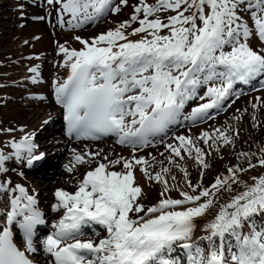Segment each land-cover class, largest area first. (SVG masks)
I'll list each match as a JSON object with an SVG mask.
<instances>
[{
    "label": "snow or ice",
    "instance_id": "snow-or-ice-1",
    "mask_svg": "<svg viewBox=\"0 0 264 264\" xmlns=\"http://www.w3.org/2000/svg\"><path fill=\"white\" fill-rule=\"evenodd\" d=\"M121 3L127 6L128 0ZM47 4L58 6V23L70 29L121 11L113 0H47ZM253 36L264 42V0H138L131 17L114 29L91 40L74 36L83 45L81 49L58 45L63 54L60 66L68 74L53 86L69 133L92 140L114 135L133 153L130 158L116 159L103 155L74 193L56 190L52 211L64 212L53 224L54 231L39 242L49 257L46 264H181L179 259L166 258L174 245L186 250L187 264H264V224L257 227L253 222L257 214L264 215V175L253 177L254 183L245 184L246 190L221 204L204 227L207 235L193 239L196 219L215 206L222 189L231 191L232 183L240 182L238 172L247 170L229 168V175L218 176L208 188L193 185L180 161L186 153L188 159L207 169L205 151L197 140L231 144V137L216 129L215 137L208 132L197 138L179 135L175 137L178 143L165 145L170 153L168 163L183 173L191 189L180 190V199L166 196L177 188L169 185L167 177L177 180L171 168L161 166L153 174L150 161L136 155L137 149L151 145L149 137L166 133L170 125L179 123L187 102L207 100L183 119H210V110H221L233 95L239 98L241 93L233 91L234 85L257 80L264 87V49L250 46ZM29 72L35 73L32 82L37 83L38 67ZM201 88L205 89L203 95L199 94ZM14 131L0 128V133ZM34 136L35 132H29L19 139L0 141V193L7 196L6 210L0 216V264H39L34 254L40 249L34 238L46 223L44 213L28 187L5 178L11 171L8 161L33 167L43 160V154L36 153ZM73 151L76 164L92 163L101 155ZM117 165L121 170H114ZM259 165L264 167V156ZM249 167L256 165L249 162ZM65 168L73 171L72 166ZM137 169L146 179L163 185L161 196L165 198L151 207L140 202L144 192L137 183ZM17 174L24 175L22 171ZM93 223L102 226L107 235L98 241L80 239L83 228ZM16 236L22 237L19 243Z\"/></svg>",
    "mask_w": 264,
    "mask_h": 264
},
{
    "label": "rangeland",
    "instance_id": "rangeland-1",
    "mask_svg": "<svg viewBox=\"0 0 264 264\" xmlns=\"http://www.w3.org/2000/svg\"><path fill=\"white\" fill-rule=\"evenodd\" d=\"M32 1L33 0H0V128H13V129H16L18 132H20L19 129L22 127L20 125H17V123L23 121L26 115L21 111L20 106L17 103L18 101L19 102L22 101L21 99L28 92L27 89L29 88L28 86L31 83L28 76L34 75V73L29 72V71H26V73H22V72L25 71V68L27 67L28 64L30 65L35 64L38 66L37 64L38 60H36L38 58L44 61L45 63L47 62L46 58H44L45 56L44 57L43 55H41L40 57L38 56L40 53H32L26 57L23 54L22 55L17 54V59L12 58V61H10L11 58L9 57V55L11 54L13 50H8V49L16 41L15 38L18 37L19 35L18 33L20 34L33 33L37 31L39 27L38 24H39L40 26L45 27V31L48 34V37L50 38L53 37V35L51 34L56 33L57 30H59L58 32L69 31V30H72V32L76 31V34H75L76 36L79 35L80 37H84L88 33L87 30L91 29L92 27L94 28V26L96 27L97 24L107 19L110 15H113V13L109 12L107 15L104 16L105 18L103 19L100 18L99 20H97L96 22L98 23H96L95 25L92 24L89 26V24H86L82 28H79V29L52 27V24L50 25V23H53V21L55 22L54 6L50 5L49 10L39 9L38 8L39 6H35V4L32 3ZM44 1L45 3L47 2V0H44ZM113 1H114V4L121 7V11L119 13H122L120 15L121 17H125L123 21L128 20L131 17V14H133V10L128 11L127 10L128 8L126 9L127 6L123 5L121 3V0H113ZM134 1L138 2V0H134ZM154 2L155 0H148V3H154ZM161 15L163 16V14ZM40 17H43V19H40ZM48 17L49 19L45 20V18H48ZM249 24H250V27L253 26L251 21H249ZM5 28H9L12 31L8 33L7 35L8 37L6 36V38H1L4 34L2 30ZM258 41L259 39L257 37H254V39L250 38V46L254 50H257V51H259L260 49H264V43H259ZM53 46L57 48L56 47L57 44H54ZM35 51H37V49H35ZM59 58L60 57H56V60H58ZM60 59L58 61H60ZM61 61L63 60L61 59ZM38 67L40 68V66ZM19 76H26L27 79L23 80L20 83L18 82L16 83V80L19 78ZM256 81L257 80L252 81L251 85H249L247 89L242 88L241 90H239L238 93H241L239 95V98H236L233 101V103L232 102L229 103L230 106H228V108L224 106L222 110H219V111L216 110L214 112H211L212 118L210 119L204 118L199 122L201 124H204L205 122V125L208 127L210 131V135H212L213 137L217 135L215 131L216 129H220L221 131L225 132L226 135L231 137L232 143L224 144L222 140L214 139V140H209L207 147H204L203 141L197 140V145L200 146L205 151V160L209 164V167L207 169H204L200 166L201 172H203L204 175L203 177L200 176L197 180H195L194 172L190 169L189 179L192 181L193 185L202 184L203 187L210 188L218 176L223 177V176L229 175L228 169L232 167L246 169L247 171L251 173L254 172L251 174L252 176L247 179L248 185L249 184L251 185L254 183V180L252 179L253 177L259 178L260 176L264 175V167H261L259 165V159L261 158V156H264V153L261 152V149L263 148L261 141L264 140V87H261L260 83ZM18 84H20V86H18ZM203 90L205 89L203 88ZM257 98H259V100ZM196 101L198 103L199 102L204 103L207 100L205 101L196 100ZM193 102L195 103V101ZM253 104H257V107L253 108ZM32 105H36V104H27V107L32 106ZM49 111L52 114V116L53 115L54 116L51 117V119H49L48 122H46L45 125L42 126L41 128H40V125L36 126L34 122L30 121L27 123L33 129V132H37V130H40L43 133L46 132L47 134L46 140L54 141V143L50 145V146H53L52 149L55 148L56 150L60 151V154L62 155V157L64 156L65 158L64 161L67 162V165H73L76 167V169L78 168L79 169L76 171V174H70V172H68L65 168V164L63 163L64 161L62 162V164H60L61 161L59 162V158L57 157V155L56 156L55 154L50 155L51 151H48L50 157L48 156V158L43 161L42 165H44V163L46 162H47L46 165L48 164V162H52V163L56 162V164L59 163L58 168L59 170L63 172L61 173V175L57 176L56 174L52 173L53 168L49 166L45 167L46 165L44 166L45 168L44 167L42 168L43 170L39 168L37 169L38 171L36 170V172L34 173L26 172L24 167L22 168L21 171L24 173L23 176L26 178V180L30 184H32L33 187L34 186L36 187V190L40 189L38 187L39 182L40 183L45 182V185L43 186L44 188L40 189V193L37 194L38 199H39L38 204H41L42 206H44L47 210L46 214L48 215V217H51L55 214V212H53L52 209L49 207L53 203V197L50 196V193L52 192V190L58 187L59 189L66 190L69 193H72L73 191H75L78 186L77 184L78 181L80 183L83 179L82 173H84L85 170H89V168L91 167L94 168L95 166L93 165L95 161L98 159H95L92 163H85V164H76L75 162H72L74 161L73 148H67L65 146L59 145L60 144L59 138H64L63 134H61V130L52 132L54 131V128L56 127L55 124H57L58 122V117L55 118L56 115L58 116L57 111L54 110L55 111L54 112L51 107ZM32 112H33V109L30 107L29 113H32ZM237 117L239 119H237ZM7 119H8V122L6 121ZM199 126L201 125L198 124V126H195L194 128V129H197V132L201 131L200 129H198ZM187 128H191V126L190 127L186 125L180 126L175 132H173L174 135L172 139L167 140L164 143L162 142L168 136H170L171 133L168 132L167 135H164L162 138L158 139L157 141H154L155 145L158 144L160 146H155L154 148V145H149L147 147H144L136 151L137 154H142V156H144L146 159L150 161V164L152 165V167H149L150 172L155 174V172L160 171L161 166L163 167L166 166L168 168H171V172L178 170V168L168 163L167 157L170 155V153L165 150V145L175 140V135L177 134V132H179V130H182V129L186 130ZM194 129L191 128L190 131L193 132ZM23 134H26V132H24ZM8 138L17 139L16 136L9 137L8 135H5L4 137H2V135H0V141H4L5 143L8 141ZM104 140H108V139H104ZM43 141L44 139L41 136V134L35 133L34 143L36 144L38 143L39 145ZM108 142L109 141L93 143V146L94 147L103 146L105 143H108ZM83 144L85 143H79V145H83ZM125 147H128V146H125ZM119 148L124 149V146L119 147ZM74 150L75 152L78 153L79 151V153H82V154L84 152H88L87 150L82 149V147L80 146L78 149H74ZM5 151H9V148H5ZM36 153L40 154V150L38 148L36 150ZM161 153H163V155H161ZM242 153H248V154L253 155L255 159L253 162H251V164L256 165V167L250 168L249 167L250 161H248L247 159H244L243 157H247V156L242 155ZM155 156H156V160L153 161L152 157H155ZM108 157L109 159H115L109 154H108ZM191 160L192 159L187 158V155L185 156L186 162H190ZM240 161H242L241 165L238 164ZM158 162H162V165L161 163H158ZM181 162L182 161H180V163ZM6 163H7L6 164L7 167L9 168L11 167L12 170L16 171L17 163H14L13 161H8ZM20 166L21 165H19V167ZM115 168L117 170H121L120 165H117ZM247 171L238 172L237 177L241 176V174ZM239 181L240 182L238 183H232V185L241 187L242 184L244 183H243V180L239 179ZM176 185H177V188L175 189L177 191H175L174 188H172V190H170L166 194V196H169L171 198H181V197H178L180 190L191 192V189H188L186 186V183L183 182L182 179L180 178H177ZM162 191H163V187L160 185V183L151 181V185L148 186V190L141 197L140 202L146 208L152 204H156L161 199L165 198L164 196H161ZM44 199H47V200L43 202ZM230 200L231 199L226 200L223 204L229 202ZM132 215H133V218H136V214H132ZM139 215H143V213ZM50 219H54V218L52 217ZM253 222L257 225V227H259L261 224H264V215L257 214L256 216L253 217ZM197 225L198 224L196 223V228L194 230V233L196 232V229L198 228ZM46 226L47 224L43 225V229L41 230L42 234L38 237V240L36 241V244L38 245V247L40 246L39 242L41 241L40 239L43 236V233L45 232ZM88 227L92 231L93 235L92 236L91 235L81 236L85 240L92 239V240L98 241L99 239H102L107 235L106 230L102 226L98 228H94V225H90ZM85 233L86 231H83V234ZM179 251L183 252L182 249H178L174 252L176 253L175 255H179L178 254ZM170 253L174 254L172 251ZM177 259H179L180 261L182 260L180 256H178Z\"/></svg>",
    "mask_w": 264,
    "mask_h": 264
},
{
    "label": "bare ground",
    "instance_id": "bare-ground-1",
    "mask_svg": "<svg viewBox=\"0 0 264 264\" xmlns=\"http://www.w3.org/2000/svg\"><path fill=\"white\" fill-rule=\"evenodd\" d=\"M33 4H35V6H39L38 7L39 9L49 10V8H50V5L47 4V2L45 3L44 0H36V2L33 3ZM38 4H40V5H38ZM136 4H137V2H135L134 0H130V1H128V5H127L126 9L128 8L127 9L128 11L129 10H133V6H135ZM56 13H57L56 14L57 17L55 16L56 22L53 21V23H50V25L52 24V27H61L60 24L58 23V14H59L58 13V6L56 8ZM121 14L122 13H113V15H110L107 19H105L101 23L97 24L96 27L94 26V28L92 27L91 29L87 30L88 31L87 35H85V36L83 35L84 37H82V38L83 39H87V40H91L92 38L98 36L101 33H105V32H107V31H109L111 29H114L120 22H122L123 19H125V17H121L120 16ZM119 17H121V18H119ZM65 18H70V16L65 14ZM43 25H44V23H43ZM38 26L39 27H38L37 31H35L33 33H30V34H28V33H23V34L18 33L19 34L18 37L15 38L16 41L8 49V50H13L12 52L10 51L11 52V54L9 55V57L11 58L10 61H12V58L17 59V54H20V55L23 54L25 56L28 53H40L38 56L40 57L41 55H43V57L45 56L44 58H46V60H47V62L45 63L44 61H42L41 59L38 58L37 64H38V66H40V68L37 65H35V64H32V65L29 66V69L30 68H34V67H38V70H39V73H40V75L38 77V82L37 83H33L32 82V77L35 75V73L32 76H28V78H29V80L31 82L29 84V86H28L29 88L27 89L28 92L21 99L22 101H20V102L18 101V103H17V104H19L21 111L26 115L24 117L23 121L17 123V125H20L22 128H24L26 134L33 131L31 126H29V124L27 122H30V121L34 122L36 124V126L40 125V128H41L42 126L45 125V122H48V120L51 119V117L54 116V115L52 116V114L49 111L50 107L54 111V110H56V108L59 105V104L56 103V100H55L53 82L55 80L63 81L66 78L67 74H68V69L60 66V65L63 64V61H61V60L57 61L56 60V57H57L58 54H60L61 59L63 60V54L59 52L58 45L64 44L66 47H69L70 49L75 48L77 50H79V49H81L83 47V45H81L77 40L74 39V36H76L75 35L76 31L72 32V30H69V31L58 32L59 30H57L56 33L51 34V35H53V37L50 38V37H48V34L45 31V27H42L39 24H38ZM136 26H138V25H136V24L133 25V27H136ZM62 28H69V27L67 25H65ZM130 30L131 29H129V31ZM2 31H3L4 34H3V36L1 38H6L8 33H10L12 30H10L9 28H5ZM9 36H11V35H9ZM60 37H62V38H60ZM254 37L255 36H253L252 39H254ZM135 38H138V37H135ZM135 38H133V39H135ZM54 44H57V46H56L57 48H55L53 46ZM35 49H37V51H35ZM48 62H49V64H48ZM55 73H56V75H55ZM25 79H27L26 76H19V78L16 80V83L17 82L20 83V82H22ZM18 86H20V84H18ZM234 87L236 88L237 86L234 85ZM233 91L235 92L234 89H233ZM203 93H204L203 89L199 90V94L200 95H203ZM40 97H43V99H40ZM195 102L196 103L192 102L190 105L187 106L186 115H189L191 113L192 108L197 107L199 104H201L200 102L199 103L197 101H195ZM27 104H36V105H32V106H28L27 107ZM30 107L33 109L32 113H29ZM213 111H215V110H211L210 112H213ZM197 120H199V119H197ZM197 120H195V121L198 122ZM6 121L8 122V119ZM195 121H193V120H185V119H183V117H181L179 123L175 124L177 126H175L174 130L176 131L180 126H185V125L189 126V127L191 126V128L194 129L195 127H193L192 124ZM61 125H62L61 133L64 131L66 133V135L71 136V134L69 133L68 128L66 127L65 123L62 122ZM195 125H196V123H195ZM200 125L201 126H199V128H198V129L201 130L200 132H197V129H194L193 130L194 133H193V132L190 131L191 128H187L186 130H183V129L179 130V132H177L175 137L179 136V135H185V136H190L192 138H197L203 132H208L210 134V131H209L208 127L205 125V122H204V124H200ZM196 126H198V125H196ZM58 130L60 131V128ZM55 131H57V130L54 129V131H52V132H55ZM175 131H173V132H175ZM35 133L36 134H41V136L44 139V141L41 142L38 145L40 149L45 150L43 152V154L45 156H49L48 151H51L52 153H55L57 155V157L59 158V162L61 161L60 164H62V162L65 160L64 156L62 157V155L60 154L59 150H56L55 148L52 149L53 146H50L51 144L54 143V141L53 140H49V141L46 140L47 139L46 132L43 133L42 131L37 130V132H35ZM0 135H2V137H4L5 135H8L9 137L16 136V138L19 139L23 135V133L18 132L15 129V131L12 132V133H0ZM117 139L118 138L116 136L112 135L109 140H106V141H109V142L105 143L103 145L104 147L103 146L94 147L93 143H100V142H102L104 140H97V141L86 140V139L68 140V139H65V138H59V141H60L59 145L60 146H65L67 148H73V150L74 149H78L79 146H80V147H82V149H85L88 152H91V153L100 152L103 155H108L109 154L115 159L120 157V156H122L124 158H130L132 153H133L132 148L129 147V146L128 147L124 146V149L119 148V147H122V145L117 142ZM8 140H10V139L8 138ZM79 143H85V144L79 145ZM170 143H174L175 144V143H178V141L174 140V141H172ZM203 145H204V147H207V144L203 143ZM137 150H139V149H137ZM68 151H69V149H68ZM78 153H79V151H78ZM103 155H100L99 157L97 156V158H95V159H98V160H96V161L102 160ZM136 155L142 156V154H137V153H136ZM184 155L186 156L187 154L185 153ZM155 158H156V156H155ZM72 162H75V161H72ZM46 163H44V165H41V169L46 165ZM63 163L65 165H67L66 161H64ZM19 164L20 163H18V162L16 164L17 165L16 173L14 174L12 172V170H11L9 172L11 174L10 175L7 174L6 179H11L13 182L22 183L24 186L28 187L31 190L30 194H33V195L37 196V194L40 193V189L44 188L43 186L45 185V182L44 183L43 182L42 183L39 182L38 183V185H39L38 187L40 189L36 190L35 186L33 187V185L30 184L26 179H24L23 177H21V176H19L17 174L21 170L19 168ZM55 164H56V162H54V163L48 162V164L45 167H47V166L52 167L53 168L52 173H54L57 176H59L63 172L61 170H59V168H58L59 167L58 166L59 163L56 164V165ZM181 164H183L187 168L188 172L190 171V169L194 172L195 180H197L200 177V172H201L200 165H197L194 160H191L190 162H186L185 160H183L181 162ZM69 166L73 167V171L70 172V174H76V171L79 168L76 169V167L73 166V165H69ZM93 166H96V162L94 163ZM39 168H40V166H39ZM92 169H93V167L89 168V170H85L84 173L82 174V177L87 173V171H90ZM114 170H117V169L115 168ZM177 171L175 170V171L171 172V175H175L177 178H180V179H182L183 182H185L183 180V173H181L179 171V169ZM174 173H176V174H174ZM252 173H254V172H252ZM252 173L247 171V172L241 174V176L238 177L240 180H243V183H244V184H242L241 187L236 186V185H232L231 186V188H232L231 191H228L226 189H222L220 191V193L217 194V197L215 198V200H216L215 206L205 216L196 219V221H197L196 223L198 224L197 225L198 228L196 229V232L193 235V239H198L199 237L207 235V232L204 231L205 225L209 221H211L213 219V217L216 214V212H218L219 206L221 204H223L226 200L231 199L232 197L238 195L240 192L246 190L245 189V184H248L247 179L252 176L251 175ZM135 175H136L137 183L143 188V192L145 193L148 190V186L151 185V181L146 179L145 176L143 175V173H141L138 169L136 170ZM168 180H169V185L170 186L173 185V184H176V181L173 182L171 180V177H169ZM160 185L163 187L162 184H160ZM174 190L177 191L175 188H174ZM2 196H3V198H2ZM43 197H45V196H43ZM178 197H180V196H178ZM3 199H4V201H3ZM175 199H180V198H175ZM6 205H7V196L5 194H3V193H0V216L4 215V212L6 210ZM42 212L44 213V211H42ZM63 212H64V210L62 209L60 214H59V216L56 217V219H50V227H49V229L47 231V235L51 234L54 231V228L52 226L59 219L62 218ZM91 225H95L96 226L97 224L93 223ZM46 236L44 238H46ZM80 239L85 240L82 237H80ZM230 242H233V244H234V241H230ZM203 243H204V245H206L207 241H204ZM38 248L40 249V251H38V253L34 254L35 258L39 261V264H46V262L49 261V257L46 254L43 253V250H42L41 246L38 247Z\"/></svg>",
    "mask_w": 264,
    "mask_h": 264
},
{
    "label": "trees",
    "instance_id": "trees-1",
    "mask_svg": "<svg viewBox=\"0 0 264 264\" xmlns=\"http://www.w3.org/2000/svg\"><path fill=\"white\" fill-rule=\"evenodd\" d=\"M261 144H262V146H263V148H264V140H262L261 141ZM244 159H247L248 161H250V162H253L254 161V156L253 155H249V156H247V157H243ZM239 165H241L242 164V161H240L239 163H238Z\"/></svg>",
    "mask_w": 264,
    "mask_h": 264
}]
</instances>
